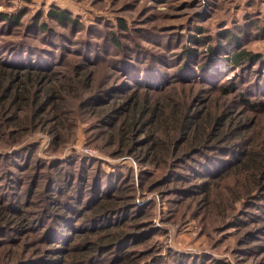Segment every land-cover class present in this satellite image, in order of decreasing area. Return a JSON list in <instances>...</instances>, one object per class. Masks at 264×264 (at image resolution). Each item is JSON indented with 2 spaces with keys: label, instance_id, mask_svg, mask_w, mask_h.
<instances>
[{
  "label": "rangeland",
  "instance_id": "1",
  "mask_svg": "<svg viewBox=\"0 0 264 264\" xmlns=\"http://www.w3.org/2000/svg\"><path fill=\"white\" fill-rule=\"evenodd\" d=\"M53 7L72 13L81 32L75 37L72 28L49 21L70 42H60L65 44L61 53L59 46L53 51L57 63L52 67L57 73L47 74L46 80L34 83L31 90L42 99L51 93L67 95V102L57 100L52 106L63 109L58 126L66 127L65 142L58 146L52 143L51 131L57 129L52 115L57 113L51 109L40 115L45 120L33 128L35 121H29L36 112L24 102L27 106L20 110L21 104H16L1 125L12 132L8 141L16 135L18 144L0 148V153H15L24 144L32 145L36 148L33 163H73L72 170L87 171L86 186L103 172L109 175L117 187L114 192L128 204V218L135 216L128 223L133 225L123 229L130 236L120 246L137 264H264V212H260L264 186L229 175L208 178L211 183L207 185L200 183L202 179L189 181L185 169L195 163L181 151L177 154L181 160L176 156L168 162L141 160L146 150L156 149L149 136L153 128L145 132V128H129L131 114L127 110H122V115L114 112L130 97L147 92L171 106L185 101L188 113L211 116L212 122L222 118L223 125L240 122L245 129L253 124L263 140L264 115L258 105L264 101V61L235 68L226 61L230 36L221 38V34H233L240 47L264 54V0H0V14L24 12L26 24L38 13H44L42 20L46 19ZM121 19L127 31L118 27ZM113 33L124 45L121 53L113 48ZM7 39L0 38V47ZM32 39L39 42L37 36ZM89 43L98 52H87ZM129 48L142 52L151 67L157 63L158 74L151 76V80L158 78L156 82L135 81L118 65L123 63L120 59L131 60L130 54L123 52ZM21 84L14 83V87L22 88ZM243 99L250 100L255 109L246 106ZM11 117L18 118V125L26 129L16 128ZM117 129H123L119 134L125 135L126 149L110 144V137L119 136ZM134 132L136 151L130 148V133ZM6 146L0 143V147ZM81 162L87 163L83 169ZM4 168L21 174L6 157L0 160V192L6 188ZM255 180L262 182L259 177ZM254 215H258L255 220ZM78 247L84 255L96 254ZM12 256L7 248L1 249L0 264H16ZM107 257V262L114 259ZM36 258L26 264H49Z\"/></svg>",
  "mask_w": 264,
  "mask_h": 264
},
{
  "label": "trees",
  "instance_id": "2",
  "mask_svg": "<svg viewBox=\"0 0 264 264\" xmlns=\"http://www.w3.org/2000/svg\"><path fill=\"white\" fill-rule=\"evenodd\" d=\"M25 15L24 12L0 14V31L3 26L4 30L6 29L2 30L1 37H9L0 47V143L8 145L0 147L4 149H11L18 144L14 137L16 135L8 141L7 138L12 132L1 127L5 123V114L16 104H21L20 110L27 105L33 106L36 114L31 115L29 123L33 124L35 121L33 128H37L45 120L41 119L40 115L50 112L57 100L67 102V95L60 97L51 93L42 99L34 96L37 92L33 93L31 90L34 83L42 84L47 74L57 73L52 67L57 61L53 51L59 46L61 53L65 44L60 42H70L69 37L63 39L49 21L63 28H72L75 37L82 28L72 13L56 7L47 12L44 20V13H38L26 24ZM118 27L127 31V25L122 19L119 20ZM7 31L8 34H5ZM111 35L113 48L121 53L124 45L115 33ZM33 36H37L39 42L33 40ZM226 36H230L227 42L231 48L226 51L229 54L226 61L235 68L264 61V54L253 53L240 47L237 37L233 34H221V38ZM89 46L87 52H98L90 43ZM218 48L221 49L220 44ZM123 52L130 54L131 60L125 62L124 58L120 59L123 63L118 65H121L132 79L150 83L157 81L158 78L151 80V76L156 77L158 74L155 73L157 63L153 64V69L144 54L135 48L125 49ZM93 56L98 58L99 53ZM22 78L25 80L22 81ZM18 82H22V88L14 87V83ZM184 102L171 106L160 97L154 100L145 92L141 96L130 97L128 102L114 110L119 115L123 114L122 110L131 114L132 123L129 128H145L144 132L153 128L149 136L156 149L146 150V157H141V160L145 159L151 163L168 162L170 157L175 156L181 160V157H177L181 151L184 156L189 157L190 163H195L185 169L189 172L186 178L189 181L202 179L200 183L207 185L211 183L208 178L214 180L216 176L229 175L235 178L243 177L246 181L254 182L259 188L263 187L264 138L261 140L256 135L254 125H248L249 129H245V125L240 122L232 121L227 125L225 122L223 125L222 118L212 122L211 116H201L198 112L188 113ZM242 102L251 110L255 109L250 105V100L243 99ZM258 107L264 115V101L259 103ZM62 111L60 105L52 109L53 113H57L52 115V122L57 124V129L51 131L52 143L57 146L65 142L66 136L65 125L58 126L62 121ZM13 122L19 130L26 129V126L18 125V118L13 119ZM119 131L122 132L123 129H117L118 137H110V144L118 146L120 150L126 149L125 135L119 134ZM248 132L249 135H245ZM135 133H130V148L136 151V142L132 138ZM57 146H54L55 149ZM22 147L15 153H0V160L6 157L14 169L21 170L18 175L4 168L7 174L4 177L6 188L0 192V250L7 248L8 252L13 253L11 261L16 264H26L29 259L36 258L35 255L41 258L43 263L49 264H137L134 261L136 258L131 257L130 253L123 251L120 246L129 239L130 235L123 229L133 225L128 223L135 216L128 218V204L124 205L121 201L123 198L114 192L117 187H113L109 175L103 172L95 177V182L86 186L85 169L83 172L72 170L73 163L62 161H53L49 165L33 163L36 148L25 144ZM21 154L24 156L20 157ZM81 164L80 169H83L87 163ZM42 171L45 173L42 174ZM256 177L262 182L256 181ZM260 212H264L263 207ZM255 216L258 215H254V220L257 219ZM121 218H125L124 223L120 222ZM78 246H83L86 251H96V254L88 256L79 253ZM109 255L114 259L107 262Z\"/></svg>",
  "mask_w": 264,
  "mask_h": 264
}]
</instances>
